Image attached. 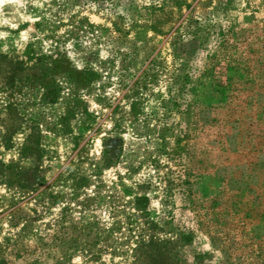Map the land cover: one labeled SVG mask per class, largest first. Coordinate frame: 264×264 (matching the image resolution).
Instances as JSON below:
<instances>
[{"label": "rangeland", "instance_id": "rangeland-1", "mask_svg": "<svg viewBox=\"0 0 264 264\" xmlns=\"http://www.w3.org/2000/svg\"><path fill=\"white\" fill-rule=\"evenodd\" d=\"M175 1L0 4V264H264V0Z\"/></svg>", "mask_w": 264, "mask_h": 264}, {"label": "clouds", "instance_id": "clouds-1", "mask_svg": "<svg viewBox=\"0 0 264 264\" xmlns=\"http://www.w3.org/2000/svg\"><path fill=\"white\" fill-rule=\"evenodd\" d=\"M5 2V0H0V4H3Z\"/></svg>", "mask_w": 264, "mask_h": 264}, {"label": "trees", "instance_id": "trees-1", "mask_svg": "<svg viewBox=\"0 0 264 264\" xmlns=\"http://www.w3.org/2000/svg\"><path fill=\"white\" fill-rule=\"evenodd\" d=\"M176 1H178V0H176ZM176 1H175V2H176ZM182 3H184V1H182ZM177 4H180V3H177Z\"/></svg>", "mask_w": 264, "mask_h": 264}]
</instances>
